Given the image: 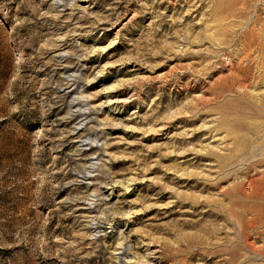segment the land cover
<instances>
[{
  "label": "rangeland",
  "instance_id": "1",
  "mask_svg": "<svg viewBox=\"0 0 264 264\" xmlns=\"http://www.w3.org/2000/svg\"><path fill=\"white\" fill-rule=\"evenodd\" d=\"M0 264H264V0H0Z\"/></svg>",
  "mask_w": 264,
  "mask_h": 264
}]
</instances>
